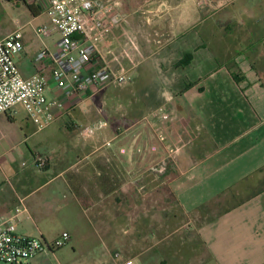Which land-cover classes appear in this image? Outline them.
<instances>
[{
    "label": "crops",
    "instance_id": "1",
    "mask_svg": "<svg viewBox=\"0 0 264 264\" xmlns=\"http://www.w3.org/2000/svg\"><path fill=\"white\" fill-rule=\"evenodd\" d=\"M22 1L35 9L25 23L34 39L22 42L26 56L19 59L18 54L16 64L23 78L43 76L52 96V63L36 56L44 49L54 51L57 36H37L41 17L47 19L44 8ZM119 2L123 22L100 45L95 67H125L132 81L108 85L67 112L50 133L40 132L47 143L41 155L49 156L50 168L63 165L53 169V179L30 189L29 179L15 171L11 179L21 186L15 196L9 178L0 183V216L17 207L16 197L22 198L25 211L16 224L18 234L53 241L60 235L53 237L41 226L42 200L29 207L25 201L60 178V187L71 194L75 232H62L68 240L73 236L67 264H264V176L254 178L264 174V42L232 58L240 83L208 47L210 30L250 23V28H264V0ZM7 34L0 31V37ZM158 107L174 121L163 145L154 132ZM94 120L105 121L107 131L72 147L64 144V138L76 133L74 125ZM31 131L30 136L37 134ZM109 136L114 139L105 147ZM168 148L178 149L163 173H150L149 166ZM5 149L3 156L12 151ZM70 156L76 160L73 165ZM148 190L150 197L136 196ZM165 196L184 222L178 230L163 224L168 216L176 220L174 214L161 219L159 212L149 211L165 203ZM230 201L235 203L216 212ZM201 206L208 211L199 213ZM49 255L54 253L42 252L29 264H43Z\"/></svg>",
    "mask_w": 264,
    "mask_h": 264
},
{
    "label": "built area",
    "instance_id": "2",
    "mask_svg": "<svg viewBox=\"0 0 264 264\" xmlns=\"http://www.w3.org/2000/svg\"><path fill=\"white\" fill-rule=\"evenodd\" d=\"M42 5L48 23L35 30L37 36L56 34L55 50H41L37 61L50 60L51 78L56 92L48 96L49 86L45 78L35 74L23 78L16 64V58L23 49L20 30L0 37V116L8 115L14 107L21 105L26 111V121L38 132L50 133L57 128L67 112L83 104L87 99L102 91L108 85L124 86L132 81L130 70L108 65L95 67L98 50L107 38L118 28L123 17L117 0H32ZM86 112V110H83ZM159 119L154 127L155 137L165 144L174 127L173 117L163 108L153 111ZM78 141H86L107 131V123L97 120L88 125L73 126ZM114 137H106L103 145L110 147ZM178 148H168L165 156L152 163L148 170L162 174L166 161ZM155 151V147H152ZM8 152L7 149H5ZM48 162L46 156L33 155V166L43 168ZM25 166L24 163L21 164ZM21 204L8 214L0 216V264H29L42 252L54 253L63 248L69 239L62 233L51 242L41 237L18 234L16 224L24 212ZM121 264H133L131 260Z\"/></svg>",
    "mask_w": 264,
    "mask_h": 264
},
{
    "label": "rangeland",
    "instance_id": "3",
    "mask_svg": "<svg viewBox=\"0 0 264 264\" xmlns=\"http://www.w3.org/2000/svg\"><path fill=\"white\" fill-rule=\"evenodd\" d=\"M244 17L245 16L243 14L241 16V19ZM30 19L31 14L27 10L26 5L22 0H0V26H3V31L11 33L15 30H20L21 36H23L22 42L30 43L34 39V37L31 34V27L29 25L25 26V23ZM41 20L44 21L42 25L48 23L44 15L41 17ZM250 24H245L242 26L231 25L230 28L227 27L209 31L212 34V40L209 42L208 47L212 54H214L215 58H217L218 62H231L233 61V57H236L238 54L243 53L248 48L257 45L259 42H264V28H250ZM34 25H38V22L34 23ZM22 26L24 27L22 28ZM39 27L36 26V28ZM197 31L199 30L197 29ZM41 38L44 37L41 36ZM25 53L26 51L22 50L19 53V59L24 58L26 56ZM19 59H16V62ZM26 118V111L21 105H17L16 107H14L8 115L0 116V183H7L6 180L7 178H9L10 183H13V186L10 189L13 196L17 195L21 187L20 183H17L16 181L14 182V180L11 179L14 176L15 171L18 172V174L22 175L23 178H26V180L29 179L28 181L30 183H28V186L30 189L31 187H35L36 185L46 180L53 179L55 175L53 169H57L59 166L61 167L63 165H53L54 167L52 166L50 168L51 164L49 163V156L46 155L48 162L43 168H35L33 166V155H31V153L41 155V153L46 150L47 143L44 140L45 137L43 136V134L38 132L32 124L27 122ZM91 123H93V121ZM91 123H80V125H88ZM32 129L34 133H37L34 136H30L32 133ZM73 130L75 129L73 128ZM75 135L76 133L69 134L66 138H64L65 143L62 142V144H69V147H72L73 144L84 142L78 141ZM97 144L98 146L101 145L100 143ZM7 147H10L12 151L9 154L3 156L2 153ZM69 160L72 161L71 165L76 162L74 158ZM21 163L27 164V167H21ZM49 168L51 169V171L47 173ZM35 172L38 175L31 178V174H34ZM45 172L47 174H45ZM68 174L69 173H67V175ZM261 176H264V174H257L254 178H260ZM62 183L63 180L57 178L42 191L35 192L25 201L26 205H28L29 207L33 200H42L43 206L41 208L44 210L45 215L39 217L41 218V226L46 228L47 232L50 233V235H52L53 237L61 235L63 231H68L73 235L75 233L73 229V219L71 217L72 205L69 203V201L71 200V194L66 189L64 190L62 187H60ZM136 196H147L146 198H148L151 196V191L148 190L147 192L145 191L142 194H136ZM21 199L22 198L16 197L15 204H21L23 200ZM165 201V203L163 202L162 204H157L153 207H149V211L154 214L156 213V211L159 212L161 219H163V216L174 214L177 217L176 220L171 222V217L168 219V216L167 220H163V224H165L166 226L168 225L169 229L173 228L174 225H176L175 229L178 230L184 223L181 219H178L180 218L179 209L175 205L174 201L169 199L168 196L166 197ZM234 203V201H230L226 205H222L217 208L218 210H216V212L223 210L226 207L233 205ZM86 212L87 214L89 213L88 210ZM206 218H208V216H206ZM29 229L30 227L28 225L27 230ZM72 241L73 236L66 242L63 249L61 248L59 249L60 251H55L54 256L49 255V257L45 259L43 264L69 263L72 257L70 249Z\"/></svg>",
    "mask_w": 264,
    "mask_h": 264
},
{
    "label": "trees",
    "instance_id": "4",
    "mask_svg": "<svg viewBox=\"0 0 264 264\" xmlns=\"http://www.w3.org/2000/svg\"><path fill=\"white\" fill-rule=\"evenodd\" d=\"M7 1H8V0H7ZM25 5H26L27 10H28L32 15L35 16L36 13H35V9H34V7L31 6V5H27V4H25ZM189 61H190V56L187 57V64H188ZM219 63L222 64V62H220V61H219ZM224 66H225V68L230 72L231 77L233 78V80H234L236 83H240V81L242 80V77H241L239 71L237 70V66H236V64H235L233 61H231V62H228V63H224ZM9 119H10V118H9ZM204 210H207V209H206V206H201V207H199V208L197 209V211H198L199 213H204ZM207 211H208V210H207ZM207 211H206V212H207Z\"/></svg>",
    "mask_w": 264,
    "mask_h": 264
}]
</instances>
